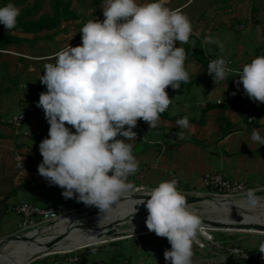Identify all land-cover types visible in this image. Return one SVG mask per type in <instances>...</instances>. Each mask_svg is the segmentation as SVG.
Instances as JSON below:
<instances>
[{"label":"clouds","instance_id":"obj_1","mask_svg":"<svg viewBox=\"0 0 264 264\" xmlns=\"http://www.w3.org/2000/svg\"><path fill=\"white\" fill-rule=\"evenodd\" d=\"M168 0H105L104 19L88 21L81 29V44L55 54L47 63L40 82L37 107L50 125L48 137L39 144L42 163L38 173L64 191L99 212H107L133 186L129 175L139 171L131 141L139 120L156 127L160 114L172 103L167 88L177 90L188 82L186 53L176 44L188 43L192 24L187 15L167 6ZM21 9L14 3L0 7V24L5 31L17 27ZM205 44L217 43L211 37ZM207 72L216 85L230 72L225 59L209 61ZM238 84L253 102L264 104V56L245 64ZM235 94V93H233ZM189 127L188 117L176 121ZM70 125L75 129L71 131ZM182 138V136H181ZM253 144L264 146V136L253 129ZM178 181H162L150 189L143 201L148 211L146 227L167 238V264H193V244L206 226L189 210ZM247 203L256 206L252 190ZM259 252L264 254V243Z\"/></svg>","mask_w":264,"mask_h":264},{"label":"crops","instance_id":"obj_2","mask_svg":"<svg viewBox=\"0 0 264 264\" xmlns=\"http://www.w3.org/2000/svg\"><path fill=\"white\" fill-rule=\"evenodd\" d=\"M191 24L188 43L176 44L182 48L188 45L185 69L189 80L180 82V92L169 94L172 103L160 114L156 127L149 128L147 122L139 120L133 129L136 139L125 141L133 145L139 166L127 180L135 189L155 188L177 174L182 184L190 187L201 185L206 171H215L250 188L264 189V146L250 140L253 129L264 136V104L250 100L243 85L237 83L242 67L260 56L264 48V10L242 12L228 1ZM206 37L222 44L223 51L217 43L205 44ZM221 57L230 72L216 85L207 67L209 61ZM42 75L26 72L5 84L0 82V240L18 229L21 216L14 206L21 200L40 207L66 200L62 188L38 173L43 159L39 144L48 137L46 131L40 136L35 133L48 125L43 109L37 107L40 93L47 91L40 82ZM236 89L243 93L236 102L217 103ZM244 103L252 104L255 122L244 118ZM23 104L28 118L17 134L9 119ZM185 116L189 127L178 126L176 121ZM16 152L22 155L21 168L14 160Z\"/></svg>","mask_w":264,"mask_h":264},{"label":"rangeland","instance_id":"obj_3","mask_svg":"<svg viewBox=\"0 0 264 264\" xmlns=\"http://www.w3.org/2000/svg\"><path fill=\"white\" fill-rule=\"evenodd\" d=\"M58 1L69 3L71 8L79 13V18L66 22L68 29L53 39L39 40L34 44L23 40L17 44L0 45V82L5 84L7 79L26 72L44 73L45 64L55 63L57 52L67 48L69 44L73 47L81 44L80 32L88 21L96 19L102 21L104 19L102 8L105 5V0H0V7L11 2L21 9L20 15L26 14L27 18H37L42 15L53 14ZM228 1H231L233 6H237L242 12L251 9L254 11L264 10V0H168L167 6L171 9L180 10L187 15L191 22L197 24L201 19L206 18L217 5ZM148 2L150 0H137L138 4ZM3 29L4 26L0 24V30ZM177 187L185 196L188 204L194 205L199 211L204 209L202 202L216 197L203 189H197L199 192H193L189 186ZM194 195L202 198L197 201L190 200V196ZM253 195L264 196V189L253 190ZM121 197L114 203L119 202ZM244 197H247V193L231 197L228 200H238ZM95 208L85 205L70 215L86 217L90 213L99 211V209L94 210ZM67 216L68 214L65 217ZM61 219L45 223V225L52 226V229L48 231L51 234L50 237L59 234L55 228L59 227L58 223ZM146 219L147 216L144 217V220ZM77 221L78 217L74 222ZM145 226L140 220L128 219L119 226L110 229L106 240L66 250L57 249L35 257L25 264H65L62 262V254L72 251H76L82 256V261L77 264H167L164 251L171 248L167 238L158 237ZM35 228H28L19 234L27 237ZM74 230L70 226L65 234ZM205 233L199 235L193 244V264H220L229 253H234L243 258L244 264H264V254L259 252L261 243H264V232L239 227L206 226ZM237 249H242L250 257L238 255Z\"/></svg>","mask_w":264,"mask_h":264},{"label":"bare ground","instance_id":"obj_4","mask_svg":"<svg viewBox=\"0 0 264 264\" xmlns=\"http://www.w3.org/2000/svg\"><path fill=\"white\" fill-rule=\"evenodd\" d=\"M149 190L131 188L119 202L112 204L107 212L97 211L86 217L70 215L77 211L69 213L67 217L64 215L65 218L62 217L58 223L59 227L55 228L59 232L55 237H50L51 234L48 233L52 226L44 224L36 227L27 237L12 238L0 247V264H25L35 257L57 249L66 250L106 240L110 229L128 219L140 220L146 225L144 217L148 216V211L143 201L148 199L146 194ZM254 197L258 200L256 206L249 205L247 197L228 200L230 197L218 196L202 202V211L192 204L188 205L189 210L196 213L206 226L239 227L264 232V227H261L264 226V196ZM77 217L78 221L74 222ZM70 226L75 230L65 234Z\"/></svg>","mask_w":264,"mask_h":264},{"label":"built area","instance_id":"obj_5","mask_svg":"<svg viewBox=\"0 0 264 264\" xmlns=\"http://www.w3.org/2000/svg\"><path fill=\"white\" fill-rule=\"evenodd\" d=\"M243 27V24L240 25ZM260 56H264V48L261 51ZM235 93V94H233ZM242 91L239 89L231 90L224 98H219L217 100L218 104L225 102L233 103L236 102L241 96ZM243 116L247 122L252 123L257 119L256 113L253 110V106L250 103L243 104ZM28 118V112L25 104L21 105L19 110L13 114L9 121L15 128L16 133H20L24 122ZM71 131L75 132V129L70 125H66ZM50 125L48 124L45 129H37L35 131L36 135H43L44 131L49 132ZM27 133H29L27 131ZM14 160L17 168L22 167V155L16 152ZM177 180V186H184L182 184V179L177 174H172L171 180ZM138 187V186H136ZM193 192H199V189L207 191L208 194L218 196V197H234L241 194L248 193L249 190H255L248 187L243 182L231 181L221 172L206 171L202 177V183L199 186H190ZM197 187V188H195ZM198 189V190H197ZM85 206L84 203L78 202L75 198L66 199L55 205H50L47 207H40L27 200H21L14 206V210L21 216V221L18 229L15 231L17 233L26 230L28 228H35L41 226V224L54 222L61 219L64 215L69 213H74ZM237 254L243 257L249 258V254H245L242 249H237ZM62 262L65 264H77L82 261V256L76 251L67 252L62 254Z\"/></svg>","mask_w":264,"mask_h":264},{"label":"trees","instance_id":"obj_6","mask_svg":"<svg viewBox=\"0 0 264 264\" xmlns=\"http://www.w3.org/2000/svg\"><path fill=\"white\" fill-rule=\"evenodd\" d=\"M26 14L19 15L17 27L10 31L0 30V45L11 43H21L23 40L35 43L39 40H50L58 34L68 29L66 22L79 18V13L71 8L69 3L58 1L55 5V11L51 15H42L37 18H27ZM185 53L188 51V45L184 47ZM182 84L177 90L171 87L167 88L168 94L181 91ZM253 123V122H252ZM220 264H244V259L229 253L226 259Z\"/></svg>","mask_w":264,"mask_h":264},{"label":"water","instance_id":"obj_7","mask_svg":"<svg viewBox=\"0 0 264 264\" xmlns=\"http://www.w3.org/2000/svg\"><path fill=\"white\" fill-rule=\"evenodd\" d=\"M139 195V194H138ZM202 197L201 196H190V200L192 201H197V200H200ZM94 210H98V208H95ZM261 227H264V226H261ZM20 237H25V235L23 234H19L17 232H13L9 235H6V236H3L2 238V242L0 243V247L3 246L4 244H6L10 239L12 238H20Z\"/></svg>","mask_w":264,"mask_h":264}]
</instances>
